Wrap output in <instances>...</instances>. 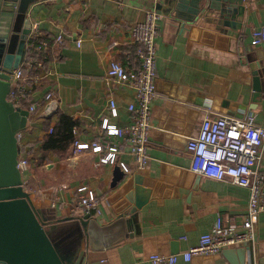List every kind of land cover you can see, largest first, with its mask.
I'll return each mask as SVG.
<instances>
[{"label":"crops","instance_id":"crops-1","mask_svg":"<svg viewBox=\"0 0 264 264\" xmlns=\"http://www.w3.org/2000/svg\"><path fill=\"white\" fill-rule=\"evenodd\" d=\"M173 2L33 0L28 8L39 39L50 42V55L40 78L27 83L39 108L24 129L21 155L29 159L24 186L36 207L65 231V238L84 215L77 188L87 185L96 192L102 214L92 216V224L101 231L81 240V264H152L151 254L181 253L197 244L219 217L243 229L250 189L193 172L188 140L199 134L208 114H251L264 126V44L254 43L251 36L264 24V0H245L241 16L226 18L214 11L194 21L174 16ZM154 8L162 17L156 38L158 95L151 104L149 162L139 169L131 154L119 155L130 171L119 164L124 175L113 183L118 163L97 167L91 143L107 137L101 127L104 117L118 126L131 123L129 105L137 91L129 81L130 71L116 82L107 77V70L114 59L129 70L139 66L131 28ZM60 33L65 39L56 43ZM30 50L31 45L26 58ZM50 90L56 103L52 113L45 98ZM64 117L75 122L72 134L85 151L75 153L73 143L66 149L50 145ZM259 169L264 174V153ZM233 248L241 250L234 252L238 264H264V211L256 225V242ZM179 264L192 263L180 259ZM202 264L235 263L222 251Z\"/></svg>","mask_w":264,"mask_h":264},{"label":"built area","instance_id":"built-area-1","mask_svg":"<svg viewBox=\"0 0 264 264\" xmlns=\"http://www.w3.org/2000/svg\"><path fill=\"white\" fill-rule=\"evenodd\" d=\"M161 17L162 14L157 9L147 10L144 20L135 23L131 28V38L137 46L139 66L129 70L123 62L116 59L108 66L107 77L116 82H121L130 71L129 81L136 88L137 94L136 100L129 105L132 117L129 125L118 126L110 123L107 117L103 118L101 127L107 137L98 138L91 143V151L97 155L94 162L97 167L118 163L125 171H130L128 164L119 159V155L126 152L134 157L139 169H145L148 165L152 127L151 104L158 95L155 83L156 38ZM34 28L35 26L29 36L33 53L11 73L12 86L9 94L10 101L16 107L29 110V116L37 113L39 105L31 100L27 83L31 79L40 78L39 72L47 67L50 55V42L40 40L39 33ZM251 36L254 43L264 44V24L255 27ZM64 39V33H60L54 41L62 43ZM45 98L49 102L47 110L52 113L56 108L54 90L47 92ZM111 112L114 116L118 114L114 99L111 100ZM114 136L121 138V141H113ZM17 138L21 146L24 130L17 132ZM73 145L75 153L85 151L80 139L76 138ZM188 149L193 172L219 180L228 179L250 189L249 209L243 229L226 225L224 219L219 217L212 230L204 233L197 244L181 253L151 254L149 259L152 264H179L180 259L192 264H202L211 261L226 248L256 242V225L264 211V174L259 169L264 153V126L258 125L251 114L245 117L208 114L199 134L189 138ZM21 153L18 167L24 173L29 168V159ZM77 193L78 207L83 214H102L101 201L94 190L83 185L77 188Z\"/></svg>","mask_w":264,"mask_h":264},{"label":"water","instance_id":"water-1","mask_svg":"<svg viewBox=\"0 0 264 264\" xmlns=\"http://www.w3.org/2000/svg\"><path fill=\"white\" fill-rule=\"evenodd\" d=\"M244 1L174 0L172 13L185 21L208 17L214 11L226 18L241 16ZM32 2L0 0V264H81V240L94 238L100 230L92 224V215L79 217L81 225L67 233L70 240L65 242V231H60L34 204L18 167L21 146L17 132L26 129L29 110L16 107L9 94L11 73L24 62L28 51L33 22L27 11ZM122 175L124 171L117 164L113 183ZM69 219L73 217L65 218ZM236 250L241 251L233 247L223 251L238 264Z\"/></svg>","mask_w":264,"mask_h":264},{"label":"trees","instance_id":"trees-1","mask_svg":"<svg viewBox=\"0 0 264 264\" xmlns=\"http://www.w3.org/2000/svg\"><path fill=\"white\" fill-rule=\"evenodd\" d=\"M29 51V50H28ZM33 50H30V55H32ZM70 120L67 117H64V122L62 126L66 124V126L61 130V127L58 128L54 133L51 134L49 142L52 147H55L56 149H66L69 145V143L74 142V136L72 134V127L74 126V123L72 120ZM68 121V122H67ZM67 122V123H66ZM50 147V146H47Z\"/></svg>","mask_w":264,"mask_h":264}]
</instances>
